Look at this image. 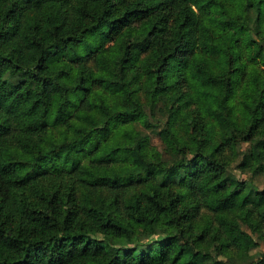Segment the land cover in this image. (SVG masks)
I'll use <instances>...</instances> for the list:
<instances>
[{"label":"trees","instance_id":"16d2710c","mask_svg":"<svg viewBox=\"0 0 264 264\" xmlns=\"http://www.w3.org/2000/svg\"><path fill=\"white\" fill-rule=\"evenodd\" d=\"M261 172L264 0H0V264H264Z\"/></svg>","mask_w":264,"mask_h":264},{"label":"rangeland","instance_id":"374dc122","mask_svg":"<svg viewBox=\"0 0 264 264\" xmlns=\"http://www.w3.org/2000/svg\"><path fill=\"white\" fill-rule=\"evenodd\" d=\"M161 125V124H160ZM150 134V144L154 145L162 154L163 156H166L167 153L165 152V145L163 143V141L161 140V138L156 134L155 131L152 130H147ZM245 143H241L240 148L243 149L245 147ZM250 163V160H248L246 158V156L244 155V153H239L238 156L236 157L235 161L232 162V170L233 172L239 176V177H247L250 175V170L245 169V168H241V166L245 167ZM253 176V180L256 183V185L261 188L264 187V172L261 173H257ZM95 236L103 238L104 242H105V248L109 251H115L116 249H120V248H125V247H129L132 246L133 243L126 241L123 243H115L111 240V236L105 233H96ZM257 240V245L251 247V251H261L264 253V241L260 240V239H256ZM139 247H151V248H156L157 245L152 241V240H147L145 242H143L142 244H137ZM221 249L216 251L214 248L210 247L209 251L212 255L213 258L217 257V256H222L221 253Z\"/></svg>","mask_w":264,"mask_h":264}]
</instances>
